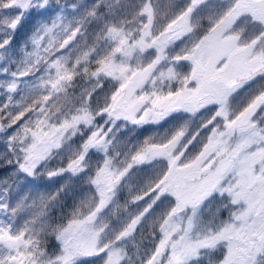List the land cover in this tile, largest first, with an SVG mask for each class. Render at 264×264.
Returning a JSON list of instances; mask_svg holds the SVG:
<instances>
[{
	"label": "snow or ice",
	"instance_id": "obj_1",
	"mask_svg": "<svg viewBox=\"0 0 264 264\" xmlns=\"http://www.w3.org/2000/svg\"><path fill=\"white\" fill-rule=\"evenodd\" d=\"M0 264H264V0H0Z\"/></svg>",
	"mask_w": 264,
	"mask_h": 264
},
{
	"label": "trees",
	"instance_id": "obj_2",
	"mask_svg": "<svg viewBox=\"0 0 264 264\" xmlns=\"http://www.w3.org/2000/svg\"><path fill=\"white\" fill-rule=\"evenodd\" d=\"M160 2L163 4V3H166L167 0H160ZM30 26H31L30 24H29V25H26V26H25V31H26L27 28L30 27ZM77 94H78V93H77ZM145 127H151V126H145ZM140 131H142V130H138L136 133H132L131 135H132V136H138ZM146 135H151V133H146ZM61 179H62V178H54L55 181H60ZM38 183L45 184V185H47V186H46V187H41V188H38V189L34 190V192H33L34 195H35L37 192H38V193H47V192H49V191H54L55 188H56V183H55V182H49V181H47L46 179H45V180L38 181ZM68 183L71 185L72 181H68ZM70 196H71V194H70ZM70 196H69L67 199H70ZM69 210H70V209H65L64 211L67 212V211H69ZM137 242H138V243H141L142 248H143L144 246H146V245H147V233H145V236H144V237H137ZM129 251H130V253H131L132 251H134V248H132V247L130 246Z\"/></svg>",
	"mask_w": 264,
	"mask_h": 264
}]
</instances>
